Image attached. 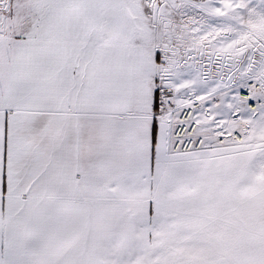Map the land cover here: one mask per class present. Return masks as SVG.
<instances>
[{
  "label": "snow or ice",
  "instance_id": "obj_1",
  "mask_svg": "<svg viewBox=\"0 0 264 264\" xmlns=\"http://www.w3.org/2000/svg\"><path fill=\"white\" fill-rule=\"evenodd\" d=\"M0 264H264V0H0Z\"/></svg>",
  "mask_w": 264,
  "mask_h": 264
}]
</instances>
